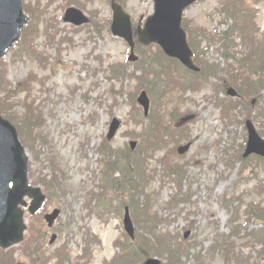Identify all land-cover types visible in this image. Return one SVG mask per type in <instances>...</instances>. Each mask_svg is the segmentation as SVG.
Returning <instances> with one entry per match:
<instances>
[{
    "label": "rangeland",
    "instance_id": "obj_1",
    "mask_svg": "<svg viewBox=\"0 0 264 264\" xmlns=\"http://www.w3.org/2000/svg\"><path fill=\"white\" fill-rule=\"evenodd\" d=\"M27 1L37 8L47 6V16L54 18L51 20L57 24L59 22L60 30L66 34V39L58 45H46L49 56L46 66L25 58L14 61L11 52L4 58L7 78L3 82L6 87L14 88L19 81L24 83L31 80L27 82L30 99L25 90L19 93L18 99L20 103L25 101L31 110L25 112L19 105L17 116L20 118V138L33 170L30 178L47 189L50 204L59 203L63 208L56 222L58 240L47 249L53 250L69 243L72 260L80 259L85 246L84 237L90 232L96 236L95 241L87 245L92 255L90 260L81 258L80 261L102 264L113 259L118 252L114 242L126 235L123 227L124 207L121 201H116L114 191H111L112 195L108 192L110 198L105 201V207L99 195L90 191L98 190V169L102 168L103 162L110 160L109 150L123 148L132 139L138 141V149L146 146L141 138L145 123L143 109L134 101V96L140 93L136 87L141 66L128 60V44L111 33L112 9L107 0ZM67 2L68 7L73 5L85 11L93 22L79 29L64 23L67 6L63 5ZM229 2L231 4L233 0ZM243 3L239 6H244ZM223 5L224 0H203L192 5L185 13L198 60L206 63V73L215 76V79H210L205 88L200 86L195 91H184L177 96L183 106H179L178 111L187 113L188 130L184 138L191 140L190 146L181 155L173 154L175 145L183 140L173 136L150 153L152 158H146L150 166L146 167L149 175L145 184L147 188L142 189L144 195L140 200L138 198L140 202L149 201V210H154L155 214L167 220L164 225L158 224L157 228L168 233L173 244L177 246L183 239L186 240L190 254L183 264H197L195 257L205 253L208 264H232L225 261L221 252H207L217 235L224 238L230 233V221L234 219L230 206L239 209L236 220L240 219L242 224L243 213L246 210L251 213L249 203L257 201L264 207V174L260 170L252 172L251 163H242L239 159L245 151L244 141L246 144L248 138L244 115L249 113L246 118L264 131V111L260 112L253 106L252 101L257 100L253 96L248 98L251 107L239 110L238 98L229 97L219 87L223 81L231 83L232 75L247 74L242 70L237 71L239 65L228 60L232 58L230 55L236 56L234 51L243 55L249 54L250 49H254L253 53L260 47L264 48V0L253 5L249 18L255 22L248 23L244 36L236 29H229V43L221 39L232 26L231 17ZM125 8L134 22L139 23L141 17L146 18L153 12V0H125ZM253 38L257 40L253 41ZM39 43L43 45L42 40ZM155 50L156 46H151L145 52L148 56ZM238 55L234 58H238ZM259 56L261 58L260 52L252 57ZM250 62L256 66L248 61L243 65L247 71L250 68L249 77L264 74V70L256 73L259 65L255 59ZM230 86L234 87L232 84ZM214 87H218L217 93ZM261 93L264 96V90ZM16 106L18 103L13 102L10 107L13 110ZM39 107L41 112L38 117L34 110ZM114 117L119 118L122 124L117 135L108 141L106 136ZM186 143L182 142L181 145ZM164 154H167L165 158ZM121 160L126 161L122 157ZM54 165L63 186L52 182L53 178L50 181L49 174L54 171ZM176 165L187 169L186 179L176 182L163 175V166ZM147 190L149 199L146 197ZM123 193L118 194L120 200L124 199ZM131 213L137 224L144 227L139 228L140 234H146V217L139 213V209H131ZM136 213L142 216L143 221ZM26 218L33 229L38 225V221L28 214ZM66 225V231L60 233V229ZM260 225L261 221L251 219L242 236H252V233L256 236ZM253 243L256 242L248 238L238 241L245 256H250L251 263L264 264V252H255ZM16 254L22 260L20 253ZM232 257L230 260L233 264H248Z\"/></svg>",
    "mask_w": 264,
    "mask_h": 264
},
{
    "label": "trees",
    "instance_id": "obj_2",
    "mask_svg": "<svg viewBox=\"0 0 264 264\" xmlns=\"http://www.w3.org/2000/svg\"><path fill=\"white\" fill-rule=\"evenodd\" d=\"M242 1H244V6L241 7L239 4H241ZM120 2L124 4L125 0H120ZM245 2L246 0H233V2L230 4L229 0H224L223 8L233 19V24L231 27H229L230 30L234 28L245 30L248 26V20L250 19L249 9L251 7L248 4L245 6ZM25 9L32 15V22L24 30L21 40L18 44L19 48L16 54H19L22 57L36 59L38 50L36 48L35 41L37 39L36 33L38 32V27L37 23L35 22L42 18V15L40 16V12L34 10L30 5H25ZM184 25L187 28L186 22ZM48 33L49 32L47 30L46 34L48 35ZM221 39L224 41V43H229V40L231 39L229 38V30L223 33ZM193 42V38L190 34V44L195 50L196 62L202 66V71L199 74L195 73V76L191 80H185L182 72L180 73V63L175 59L167 57L159 47L156 48L155 52H150L151 54L148 56L147 52H145L148 48L141 46L139 47V49L142 48L143 50L142 57L138 63V65L141 66V75L137 77L139 79L138 87L147 89L151 95V98L153 99V104L156 107L163 108L167 106L172 100L176 98L177 93H180L183 89H188L189 87L196 90L197 87L203 86V83L209 80V78H207L208 76H204V74H207V68L205 67L206 63L202 64L199 62L196 45ZM252 50L254 49L249 50V54L238 55L239 59L234 58L237 57L238 54L235 51L234 53L236 56L230 55L232 58L228 60H231L239 65L237 71L242 70L247 74L243 73L242 76L232 75L230 77L231 83L228 80L223 81L222 88L230 84L237 88L241 97L238 99L239 110L242 108H250L251 106L249 104L248 98L253 96L257 98V100L255 101V104H253V102L252 104L258 111L261 112L264 111V96L261 93L264 90V74L261 75L258 72L264 70V48L260 47L257 51L255 50L256 52L254 51L253 53ZM258 52H260L261 58L260 56L258 58H253V54L257 55ZM251 59H255L257 66L259 65L258 70L256 71V73L259 74L258 77L255 75L249 77L248 74L250 73V68H248L247 71L243 67L245 61H248L252 66H256V64L253 65L250 62ZM1 88L3 89V84L1 85L0 89ZM0 106L4 107L3 99H0ZM248 115L249 113L246 114V116ZM165 127L166 126L164 125L163 120H160V116L155 111V113L151 116V123L149 125V130L152 131V138L146 141V146L141 149L143 155L141 154L136 159L133 157V162L121 163L118 153L110 151V160L104 162L105 169L103 174L105 175L104 178L106 185L103 186L105 188L111 189V191H114L113 194H117L118 200L119 192H124L123 195L128 197V199H126V201H124L125 199L121 201V206L123 207L124 205H129L132 210L139 209V213L146 217L144 226H147V232L146 234H140V230L144 227L141 228L140 225L137 224V221L134 217L137 228L136 239L132 240L127 235H124L123 239L116 240L115 246L118 247V252L112 260L105 261L103 264H139L145 258L154 255L165 259L166 263L164 264H183V261L189 258L190 251L188 245L185 243L186 240L183 239L177 246L173 244L171 239L168 237V233H163L164 230L157 228L158 224H160V226L164 225L167 220L161 217L160 214H155L156 212H154V210H149V201L146 203L138 201V198L140 200L141 195H144L143 190H145V184L149 177L146 170V167H148L146 162V157L148 155L147 152L150 150L154 151L156 147L164 142L165 138L162 135V131ZM261 133L264 135V131H261ZM261 161L264 162V160L257 158V162ZM166 168L176 171L175 175L177 181L183 179L184 169L182 166L176 165ZM118 170L123 173L121 179L115 176V172ZM185 196L187 198V194H185ZM147 199H149V196ZM102 204L105 207L107 203L102 201ZM230 207L232 209V215L234 216V219H231L230 221V233L228 235H224V238L217 235L214 238L213 245L207 252L210 254L217 251L221 252L224 255L225 261H227V263L230 261L233 264L232 260H230L233 256L237 261L241 260L248 262V264H253L250 261V256H245L242 248H240L238 244V241L245 240L247 238L251 239L256 242L253 243V248L260 247L261 251L264 252V207L257 201L249 203L248 209L250 208L251 213H247V210L243 213L242 221H244V225L240 223V219L236 220L240 214L239 209L237 207L233 208L232 205ZM163 208L164 207H161V209ZM140 214L136 213V216L140 220L142 219L141 221H143V218H141L142 216ZM251 219H257L261 221L262 227L259 229V232H257L256 236L253 233L252 236H242L243 230L247 229ZM42 224L43 223L41 221H38V225L34 229L30 227L27 239L21 246V249L24 250L30 264H48L49 262H52V264H87L86 262L82 263L80 259H87L91 257L92 252L91 250H87V245L95 241L96 236H93L90 234V232H87L84 237L85 246L80 259L72 260V254L68 243L63 244L54 250L47 249L46 231L44 230ZM65 229L66 228H63V230ZM240 236L241 239H239ZM33 247L35 251L32 250ZM206 256L207 255L205 253L202 256L195 257L196 263L208 264Z\"/></svg>",
    "mask_w": 264,
    "mask_h": 264
},
{
    "label": "water",
    "instance_id": "obj_3",
    "mask_svg": "<svg viewBox=\"0 0 264 264\" xmlns=\"http://www.w3.org/2000/svg\"><path fill=\"white\" fill-rule=\"evenodd\" d=\"M196 1L154 0V13L148 17L144 27L140 25L136 30L139 42L144 45L158 43L169 56L176 57L188 68L199 71L200 68L194 64L193 52L188 45L186 32L182 27L184 10ZM23 2L24 0H0V56H4L19 39L22 29L29 21L23 11ZM112 8L114 11L112 31L114 35L123 37L129 43L131 47L130 59L135 61L138 57L134 52L136 43L131 17L115 1ZM64 19L77 25L88 22V18L76 8H69ZM228 93L233 96L237 94L233 88H230ZM138 101L147 114L150 100L146 91L140 94ZM120 124L118 119L113 120L108 139L115 136ZM247 127L249 140L244 156L251 153L264 156V140L251 121L247 122ZM136 144V141H132L131 147L134 149ZM186 148H182L181 151H185ZM27 173L28 157L25 148L19 141L16 128L0 114V245L4 248L19 243L24 238L26 229L24 212L19 206L20 204L27 205L24 197L29 195L33 198L29 207L32 214L40 209L45 199L40 188L28 185ZM10 183H13L12 188ZM60 212V209H55L45 216L50 227L54 225ZM124 227L129 236L134 239L135 226L128 207L124 217ZM56 237V234L52 236L51 243L56 240ZM142 264H161V261L157 258H149Z\"/></svg>",
    "mask_w": 264,
    "mask_h": 264
}]
</instances>
